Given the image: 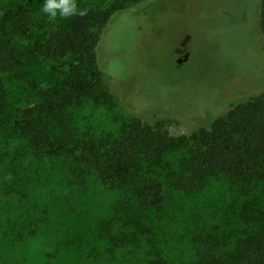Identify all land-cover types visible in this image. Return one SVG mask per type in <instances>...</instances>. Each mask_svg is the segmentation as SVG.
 I'll use <instances>...</instances> for the list:
<instances>
[{
    "label": "rangeland",
    "instance_id": "obj_1",
    "mask_svg": "<svg viewBox=\"0 0 264 264\" xmlns=\"http://www.w3.org/2000/svg\"><path fill=\"white\" fill-rule=\"evenodd\" d=\"M14 2L38 13L41 0H0V14ZM258 13L259 0H145L115 13L97 46L113 105L87 102L72 110L73 125L92 135L131 117L162 122L174 136L208 127L230 103L264 91ZM51 67L46 61L25 75L53 86L65 66ZM0 80L13 110L35 104L26 84L7 73ZM66 178L56 162L0 130V264H150L156 252L168 264H186L194 233L214 231L222 217L213 200L219 185L209 192L213 202L203 201L206 194H168L161 207L138 213L95 178L77 186Z\"/></svg>",
    "mask_w": 264,
    "mask_h": 264
},
{
    "label": "trees",
    "instance_id": "obj_2",
    "mask_svg": "<svg viewBox=\"0 0 264 264\" xmlns=\"http://www.w3.org/2000/svg\"><path fill=\"white\" fill-rule=\"evenodd\" d=\"M144 1L112 0L105 8H86L84 16L57 21L21 2L4 9L0 73L26 84L35 104L13 110L0 80V130L21 138L35 157L56 162L67 184L95 178L120 192L138 213L161 207L168 194H206L204 202L221 201L220 223L214 231L194 233L186 264H264V91L259 87L230 103L208 127L189 134L174 136L162 122L137 117L100 135L73 125L72 110L87 102L112 107L114 95L98 64L97 46L115 13ZM258 27L264 46V0H259ZM46 61L53 72L65 66L53 86L25 75ZM214 184L223 189L212 200ZM150 264L168 263L156 252Z\"/></svg>",
    "mask_w": 264,
    "mask_h": 264
},
{
    "label": "clouds",
    "instance_id": "obj_3",
    "mask_svg": "<svg viewBox=\"0 0 264 264\" xmlns=\"http://www.w3.org/2000/svg\"><path fill=\"white\" fill-rule=\"evenodd\" d=\"M38 13L49 21L67 20L86 15V8L78 0H41Z\"/></svg>",
    "mask_w": 264,
    "mask_h": 264
}]
</instances>
